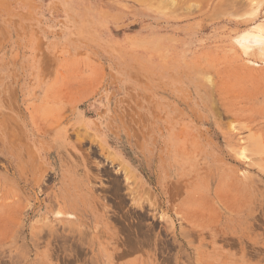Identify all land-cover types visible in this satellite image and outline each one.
Returning <instances> with one entry per match:
<instances>
[{"label":"rangeland","instance_id":"1","mask_svg":"<svg viewBox=\"0 0 264 264\" xmlns=\"http://www.w3.org/2000/svg\"><path fill=\"white\" fill-rule=\"evenodd\" d=\"M263 30L264 0H0V264H264Z\"/></svg>","mask_w":264,"mask_h":264},{"label":"bare ground","instance_id":"2","mask_svg":"<svg viewBox=\"0 0 264 264\" xmlns=\"http://www.w3.org/2000/svg\"><path fill=\"white\" fill-rule=\"evenodd\" d=\"M260 27V26H259ZM258 27V28H259ZM257 29V28H256ZM261 29H262V27H261ZM264 31V30H263ZM250 33V32H249ZM262 33V32H261ZM252 33H250L249 34V36L251 35ZM252 35H254V34H252ZM247 37V36H246ZM253 37H259V38H263L264 39V36L262 35V34H255Z\"/></svg>","mask_w":264,"mask_h":264}]
</instances>
